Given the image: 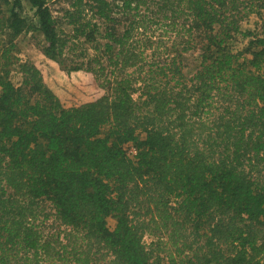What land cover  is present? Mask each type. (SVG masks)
Returning <instances> with one entry per match:
<instances>
[{
  "label": "trees",
  "instance_id": "obj_1",
  "mask_svg": "<svg viewBox=\"0 0 264 264\" xmlns=\"http://www.w3.org/2000/svg\"><path fill=\"white\" fill-rule=\"evenodd\" d=\"M49 1L0 0V264H264V0Z\"/></svg>",
  "mask_w": 264,
  "mask_h": 264
},
{
  "label": "rangeland",
  "instance_id": "obj_2",
  "mask_svg": "<svg viewBox=\"0 0 264 264\" xmlns=\"http://www.w3.org/2000/svg\"><path fill=\"white\" fill-rule=\"evenodd\" d=\"M49 7L53 15L59 18L62 22H65L64 14H65V9H67L68 7L67 0H51L49 1ZM32 14H33L32 9H30L27 5H25L22 8L23 16L27 18H31ZM239 23H240V31L242 32L256 31L257 34H261V31H260L261 21L258 15H256L255 13L246 14L239 21ZM62 26L64 29L69 30V26H67L66 23H62ZM0 37H3V36L0 34ZM247 39L248 38H244L239 33V34H236L233 38H228L227 40L228 44L226 46L232 51L237 52V51L243 50V48L247 44V41H248ZM42 41H43V36L41 35V33L37 31L24 33L15 39L16 48L18 49L17 50L18 56L21 57V59L23 60H28V61L35 63L43 71L45 77L49 78L55 75V70L52 68L53 66L51 67L50 64H48L47 58L44 56V54L41 51ZM198 42L199 40H197V43H196L197 45L194 48L186 51L183 54L182 59H181L182 70L184 74L188 77L191 76L199 68V64L201 62V49L199 48L200 45ZM167 44L169 45V47H171L172 46L171 40H169ZM74 75L75 77L84 76L82 71H80L79 73H75ZM11 79L13 83H15L16 85H19L21 81V74L18 72H12ZM62 80L63 78L61 77L60 81ZM63 84L64 83H62V85ZM92 85L93 87H90V90H91L90 95H96L100 92H103L101 89H99L97 84H92ZM137 95L138 93L134 94L135 97H137ZM107 129H108L107 126L103 127L102 132L107 131ZM43 205L45 206L46 211H51V212L53 211V209H51L50 207L49 202L47 201L43 202ZM113 223H114L113 219L110 218L109 219L110 227H113ZM44 228H45V232L48 233V232H53L55 229H59V230L64 229L65 226L60 225L59 221L54 220V216L50 215L49 218L45 221ZM152 239L153 237L151 235L146 234L145 240L148 243ZM105 263L106 262L103 261L101 264H105Z\"/></svg>",
  "mask_w": 264,
  "mask_h": 264
},
{
  "label": "built area",
  "instance_id": "obj_3",
  "mask_svg": "<svg viewBox=\"0 0 264 264\" xmlns=\"http://www.w3.org/2000/svg\"><path fill=\"white\" fill-rule=\"evenodd\" d=\"M126 154L132 158L135 159L138 153L137 147L132 143V142H128L124 145Z\"/></svg>",
  "mask_w": 264,
  "mask_h": 264
}]
</instances>
